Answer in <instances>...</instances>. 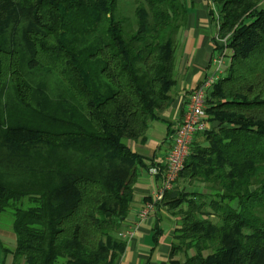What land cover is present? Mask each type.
<instances>
[{
    "label": "trees",
    "instance_id": "obj_1",
    "mask_svg": "<svg viewBox=\"0 0 264 264\" xmlns=\"http://www.w3.org/2000/svg\"><path fill=\"white\" fill-rule=\"evenodd\" d=\"M0 0V214L13 263L117 264L145 160L172 104L185 0ZM229 62L157 208L180 217L170 264H264V0H208ZM174 131H170V139ZM187 187H191L187 190ZM204 190V191H203ZM183 254L184 259L176 258Z\"/></svg>",
    "mask_w": 264,
    "mask_h": 264
},
{
    "label": "crops",
    "instance_id": "obj_2",
    "mask_svg": "<svg viewBox=\"0 0 264 264\" xmlns=\"http://www.w3.org/2000/svg\"><path fill=\"white\" fill-rule=\"evenodd\" d=\"M185 2L188 15L186 24L177 36V79L172 89V104L161 114L163 121H155L150 125L145 142H127L130 149L145 160L146 168L139 173L129 213L122 223L120 233L127 234L126 247L117 264H170V252L180 218L177 210L160 206L141 222L137 214L162 185L165 157L171 144L170 131L176 130L185 112L190 91L209 74L211 60L218 51L214 50L216 26L210 15V2ZM214 125L209 122V129ZM190 189L187 187V190ZM15 246L16 237L12 226L0 227V264L13 263L11 251ZM176 258L183 260L184 255L179 254Z\"/></svg>",
    "mask_w": 264,
    "mask_h": 264
},
{
    "label": "built area",
    "instance_id": "obj_3",
    "mask_svg": "<svg viewBox=\"0 0 264 264\" xmlns=\"http://www.w3.org/2000/svg\"><path fill=\"white\" fill-rule=\"evenodd\" d=\"M217 42L220 48L211 60L210 72L198 86L190 91L185 112L171 138L170 148L165 157V173L162 185L139 210L137 214L139 222L151 216L157 208V204L162 200L164 192L175 186L185 160L190 154L194 135L209 129V121L205 113L206 98L209 90L224 72L225 59L229 60L228 38H218ZM120 237L125 239L127 234L120 233Z\"/></svg>",
    "mask_w": 264,
    "mask_h": 264
},
{
    "label": "rangeland",
    "instance_id": "obj_4",
    "mask_svg": "<svg viewBox=\"0 0 264 264\" xmlns=\"http://www.w3.org/2000/svg\"><path fill=\"white\" fill-rule=\"evenodd\" d=\"M140 0H120L118 4V15L119 16H126L130 19H133V12L136 4ZM229 60L227 58L225 59L226 65L223 67V69L226 68L228 65ZM204 191V190H203ZM12 225V217L8 212L0 214V227H7L11 228Z\"/></svg>",
    "mask_w": 264,
    "mask_h": 264
}]
</instances>
